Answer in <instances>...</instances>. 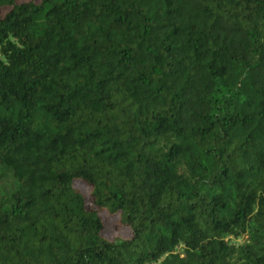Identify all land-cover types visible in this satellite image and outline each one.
I'll return each instance as SVG.
<instances>
[{"label": "trees", "instance_id": "1", "mask_svg": "<svg viewBox=\"0 0 264 264\" xmlns=\"http://www.w3.org/2000/svg\"><path fill=\"white\" fill-rule=\"evenodd\" d=\"M0 264H264V0H0Z\"/></svg>", "mask_w": 264, "mask_h": 264}, {"label": "rangeland", "instance_id": "2", "mask_svg": "<svg viewBox=\"0 0 264 264\" xmlns=\"http://www.w3.org/2000/svg\"><path fill=\"white\" fill-rule=\"evenodd\" d=\"M78 182H75V186L78 187L79 189H81L88 197V199L90 200V188L82 183L79 182V180H77ZM104 219H105V223H106V229L104 231V234L107 238L109 239H114L117 236H127L129 235V231L120 226V220L118 216H111L108 213H103ZM246 236L244 237H240L238 239H232L234 244H242L246 242Z\"/></svg>", "mask_w": 264, "mask_h": 264}]
</instances>
